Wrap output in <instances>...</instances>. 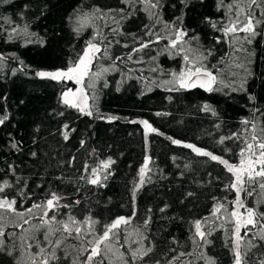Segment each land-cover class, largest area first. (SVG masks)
Masks as SVG:
<instances>
[{"label": "trees", "instance_id": "1", "mask_svg": "<svg viewBox=\"0 0 264 264\" xmlns=\"http://www.w3.org/2000/svg\"><path fill=\"white\" fill-rule=\"evenodd\" d=\"M217 2L204 0L200 4L196 0L195 6L187 10L185 16V25L194 27L201 44L208 47L213 46V37L220 34L202 23V18L209 16L219 20L222 17L223 13L217 11ZM25 4L28 5L27 9L24 8ZM78 4L85 9L92 6L105 10L125 9L122 14L126 16L125 19L113 12L107 20L109 27L103 29L110 39H118L121 44L130 46L124 48L121 44L113 43L110 48L112 56L127 54L131 47L138 46L132 34L143 40L149 39L144 35V25L151 24V21L139 4L134 5L133 10L121 0H8L0 3V54L6 57L5 61L0 62L3 69L0 71V114L7 111L10 115L8 122L0 126V184L4 180L14 184L15 187L7 189L6 194L19 202L21 198L17 192L27 183L25 191L32 195L23 201V207L18 203L20 211L28 208L33 201L43 200L49 191L65 197L62 203L79 199V205L60 209L61 213L70 212L78 220L91 215L105 224L119 216H132L135 208L136 215L127 229L131 235L127 239L121 237V243L125 246L120 249L122 252L129 245L137 246L134 241L138 237L133 229L140 226L149 237L144 244L154 247L153 261L160 260L161 264H168L179 252H190L192 255L180 258L184 264H206L204 256L213 258L216 264H233L230 237L234 225L227 222L223 210L219 218L212 215L217 203L224 204L228 211L233 210L231 201L235 199V192L227 188L233 179L231 174L223 165L208 157L197 156L190 149L171 144L167 137L194 144L222 156L230 163H239L238 152L242 144L231 139L224 144L218 141L221 136L243 132L245 126L241 121L253 119L251 109H264V39L257 38L258 42L251 46L255 52L250 65L254 76L248 78L247 93L233 92L223 87L213 93L198 89L168 91L172 86L166 85L164 81L171 79L169 73L179 72L183 62L179 56L171 58L167 53L158 54L163 52L167 43L165 40L134 56V59L143 56L142 64L117 62L119 70H110L97 82L95 89L89 90V95L95 92L97 96L95 104L100 115L119 117L108 122L95 115L83 116L60 105V92L74 87L72 82L61 86L35 77L36 70L53 71L64 67L67 60L75 58L90 38V29L77 39L64 23V17ZM45 6V12L41 15V9ZM180 8L179 0H162L161 20L173 21L180 15ZM21 12H24L23 18L19 15ZM129 12L131 15H128ZM111 16H115L119 23L113 21ZM8 20L12 22L8 23ZM26 24L30 32L38 34L34 39L44 37L47 40V47L38 43L26 44L22 37L13 42L6 40L7 33L13 29H23ZM156 27L162 28L163 25ZM110 28H118L122 34L112 33ZM54 32L60 35L53 36ZM164 34L162 31L161 35ZM215 47L217 57L230 52L225 44ZM151 57L156 59L152 60ZM236 58L233 55L229 64L232 65V72L240 74L236 77L238 84L244 73L235 67L233 61ZM215 59L213 57L212 61L215 62ZM19 60L24 62V71H20ZM100 64L108 66L111 61L105 59ZM152 67L163 69V74L152 72ZM128 69L133 71L128 72ZM141 75L143 79H139ZM231 79L229 75L228 80ZM105 81L106 87L103 86ZM248 93L255 96V104L249 101ZM204 104L214 109L217 115L203 111ZM53 110L64 111L65 115L57 116ZM157 112L163 115L157 116ZM256 116L259 123L264 125V117L259 113ZM139 120H148L160 134L148 133L146 136L143 125L131 123ZM62 123H69L75 129L68 141H64L61 135ZM217 124L219 127H216ZM37 128L39 131H36ZM9 134L19 142V150L11 147ZM32 152L37 153L36 157L31 155ZM146 157H151L150 171L133 200L132 192L139 183V169ZM109 158L115 163L108 170L111 174L107 180H103V171L99 173L106 186L88 184L87 175L85 180L79 179L84 174L86 164L90 174L91 168H99L101 162ZM9 165L15 168V175ZM57 176L63 179L58 180ZM17 177L20 178L19 183ZM189 192L194 195L188 196ZM246 204L258 206L259 211H264V200L260 196L248 197ZM161 208H165V211L161 212ZM147 216L151 217V222L144 229L142 224ZM197 220L202 221L203 230L211 232L207 237L210 243L204 247H197L201 243L195 237L194 223ZM32 222L38 223L36 220ZM24 228H29V225H24ZM7 231L19 232L11 226L7 227ZM194 239L196 244L193 243ZM8 243L11 245L12 242ZM76 243L75 240H68L64 246L71 250V246ZM261 252L264 249H252V259L258 262L264 258ZM0 264H14V261L0 254ZM105 264H108L107 260ZM175 264H180V261Z\"/></svg>", "mask_w": 264, "mask_h": 264}, {"label": "snow or ice", "instance_id": "2", "mask_svg": "<svg viewBox=\"0 0 264 264\" xmlns=\"http://www.w3.org/2000/svg\"><path fill=\"white\" fill-rule=\"evenodd\" d=\"M8 2V0H0V3ZM196 0H179L180 15H177L173 21H162L160 17V9L162 0H121L128 8L134 9V5L143 6V10L148 14L151 24L144 25V35L149 37L143 40L140 37L133 35L138 46L131 47L127 54L112 56L110 48L115 44H121L118 39H110L108 34L103 31L109 27L107 20L111 13L116 12L121 14V19H125V9H103L98 6H92L88 9L77 5L64 17V23L69 26L71 33L75 38L83 35L85 30L90 29L92 34L86 41L83 49L76 53L75 58H69L64 67L53 71L36 70L35 77L41 80L53 81L61 86L72 82L78 87L75 89L67 88L59 94V103L64 109H72L83 116L106 119L108 122L119 119L116 116H102L96 108L95 101L97 96L95 92L89 95L90 89H95L96 84L103 76L112 69L119 70V64L132 62L135 64L144 63L143 56L134 59L137 53H144L145 49H149L153 44H159L161 40L167 41L164 45L163 52L167 53L171 58L177 56L183 62V67L179 72H171V79L164 81L166 85H171L168 91L202 89L207 93L220 91L221 87L230 88L233 92L247 93V81L249 77L254 76L250 68L252 63L251 57L255 55L251 46L257 43V38L264 39V0H218L216 8L218 12L223 13L219 20L209 16L202 18V23L213 29L220 35L213 37V46H204L200 42V36L194 27L185 25V16L187 10L195 6ZM200 4L204 0H198ZM175 6V5H174ZM27 9L28 5L25 4ZM46 9H41V15ZM22 18L24 12L19 14ZM131 15V12L128 13ZM39 17H37L38 19ZM113 21H116L115 16H111ZM8 20V23H11ZM119 23V21H116ZM162 24V28H157V25ZM29 25L26 24L23 29H13L7 33L6 40L13 42L22 37L26 44L38 43L42 47H47V40L44 37H37V33L30 32ZM112 33L121 35L118 28H110ZM164 35H161V32ZM60 35L59 32H54L53 36ZM154 37V39L152 38ZM225 44L229 47L230 52L219 57L216 56L215 45ZM124 48H129V44H121ZM233 55L237 58L234 62L235 67L243 70V77L239 83H236V77L240 74L231 71L229 60ZM216 57L215 62L212 58ZM227 57V59H226ZM15 59H19L15 57ZM111 61L108 66H102L100 61ZM155 60V57H151ZM6 60L3 54H0V62ZM21 65L20 71H24L23 60H19ZM0 64V71H2ZM133 71L128 69V72ZM152 72L163 74V69L152 67ZM15 75V71L12 72ZM231 75L233 79L228 80ZM143 79V75L139 77ZM227 80V82H226ZM104 87L107 86L105 81ZM170 99V98H169ZM248 99L255 104L256 98L248 93ZM91 101V102H90ZM23 103V101H21ZM95 109V112H94ZM54 111L57 116L63 117L64 111ZM203 111L211 112L212 115H217L214 109H211L208 104L203 105ZM253 119H243L241 123L245 126L243 132L232 133L230 136H221L219 143L224 144L226 140H236L241 143L238 156L239 163H230L222 156L213 154L191 143H184L181 140L167 137L171 144L190 149L197 156L208 157L211 161L217 162L228 171L232 176V181L227 185V188L235 192V199L231 201L233 210L228 211L222 203H217L213 208L212 215L219 218V214L226 213L225 219L227 222L234 225L232 236L230 237L231 252L233 254V264H264V258L256 260L252 259V249H264V211H259L258 206H248L246 200L248 197L260 196L264 200V125L259 123L257 113L264 117V109L254 107L251 109ZM157 116L163 113L157 112ZM10 119L7 111L0 114V126L5 125ZM131 123H139L145 129V135L148 133L160 134L148 120L131 121ZM219 127V124L216 125ZM39 131V128L36 129ZM75 129L69 123H62L61 135L64 141L70 139V135ZM10 136V144L13 149L19 150V142ZM84 141H81V146ZM227 150V149H226ZM31 155L36 157L37 153L32 152ZM73 159H75L73 157ZM175 160L176 157H173ZM115 161L111 158L102 161L99 168H91L84 166V174L79 179L85 180L87 175V183L97 187H104L100 172L105 174L103 180H107L108 171ZM151 157L145 158L144 165L139 169V183L133 189L132 196L135 200L136 193L139 187L145 183V176L150 171L149 164ZM12 174L15 175V168L9 165ZM56 179L62 180L63 177L57 176ZM20 178L17 177V183ZM15 187L14 184L4 180L0 184V254L11 257L14 264H161L160 260H152L154 247L145 245L144 241L149 237L141 230L140 226L133 229V233L138 237L134 243L136 247L129 245L125 251H120L124 248L121 243V237L125 239L131 234L127 233L128 227L132 224L133 218L136 215L135 208L132 216H119L112 221L101 224V222L91 215L85 216L84 219L78 220L76 216L70 212L61 213L60 209H71L81 203L79 199L73 200L70 203H62L65 199L61 194L55 191H49L45 198L40 202L33 203L23 211L17 207H23V201L31 198L32 193L25 191L27 183L25 182L18 190L17 195L21 198L18 200L13 197L9 198L6 190ZM42 187V185H37ZM188 196L194 193H187ZM167 207V206H166ZM240 209H244L243 212ZM161 212L165 208L160 209ZM151 212V209H148ZM66 217V219L64 218ZM33 220L38 223L33 224ZM151 222V217L147 216L143 220L142 227L148 228ZM24 225H29V228H24ZM99 225V227H98ZM11 226L17 231L8 232L7 227ZM195 237L199 238L201 243L197 247H204L210 243L207 237L211 234L202 229V221L197 220L194 223ZM243 232V234H242ZM39 234V235H37ZM75 240L77 243L71 246V250L65 247V242ZM8 241H11L9 245ZM19 241V243H17ZM193 243L197 241L194 239ZM175 252V249H172ZM192 255V253L179 252L173 256L168 264H175L181 261V257ZM203 256L204 254L201 253ZM264 257V252H261ZM27 257L25 260L24 258ZM115 257V260H113ZM206 264H216L213 258L204 256ZM191 264V262H189Z\"/></svg>", "mask_w": 264, "mask_h": 264}, {"label": "rangeland", "instance_id": "3", "mask_svg": "<svg viewBox=\"0 0 264 264\" xmlns=\"http://www.w3.org/2000/svg\"><path fill=\"white\" fill-rule=\"evenodd\" d=\"M78 86L77 85H75L74 87H71L72 89H75V88H77ZM238 164V163H237Z\"/></svg>", "mask_w": 264, "mask_h": 264}, {"label": "water", "instance_id": "4", "mask_svg": "<svg viewBox=\"0 0 264 264\" xmlns=\"http://www.w3.org/2000/svg\"><path fill=\"white\" fill-rule=\"evenodd\" d=\"M198 90H200V91H203L202 89H199V88H197ZM203 92H205V91H203Z\"/></svg>", "mask_w": 264, "mask_h": 264}]
</instances>
